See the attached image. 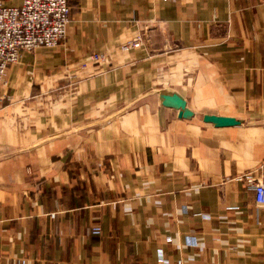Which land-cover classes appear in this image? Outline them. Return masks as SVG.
I'll use <instances>...</instances> for the list:
<instances>
[{
    "label": "crops",
    "instance_id": "1",
    "mask_svg": "<svg viewBox=\"0 0 264 264\" xmlns=\"http://www.w3.org/2000/svg\"><path fill=\"white\" fill-rule=\"evenodd\" d=\"M69 3L0 89V264H264V0Z\"/></svg>",
    "mask_w": 264,
    "mask_h": 264
},
{
    "label": "built area",
    "instance_id": "2",
    "mask_svg": "<svg viewBox=\"0 0 264 264\" xmlns=\"http://www.w3.org/2000/svg\"><path fill=\"white\" fill-rule=\"evenodd\" d=\"M14 2L0 0V89L7 86L9 68L20 62L23 53L58 46L66 39L72 21L69 0H22L20 5ZM142 45L143 36L138 34L121 50L130 52ZM102 60V55L92 57L96 63ZM239 180L255 193L257 204L264 206V182L253 173ZM92 233L100 235L101 227H95Z\"/></svg>",
    "mask_w": 264,
    "mask_h": 264
},
{
    "label": "water",
    "instance_id": "3",
    "mask_svg": "<svg viewBox=\"0 0 264 264\" xmlns=\"http://www.w3.org/2000/svg\"><path fill=\"white\" fill-rule=\"evenodd\" d=\"M163 106L174 108L179 111V117L191 119L194 113L188 108L187 101L178 92L171 89H165L160 92ZM205 123L214 124L216 127H234L241 125V122L231 117H219L215 115H205Z\"/></svg>",
    "mask_w": 264,
    "mask_h": 264
},
{
    "label": "rangeland",
    "instance_id": "4",
    "mask_svg": "<svg viewBox=\"0 0 264 264\" xmlns=\"http://www.w3.org/2000/svg\"><path fill=\"white\" fill-rule=\"evenodd\" d=\"M16 2L18 1V0H15Z\"/></svg>",
    "mask_w": 264,
    "mask_h": 264
}]
</instances>
